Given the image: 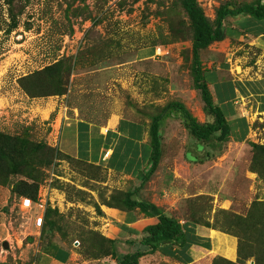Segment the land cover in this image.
<instances>
[{"label":"rangeland","instance_id":"374dc122","mask_svg":"<svg viewBox=\"0 0 264 264\" xmlns=\"http://www.w3.org/2000/svg\"><path fill=\"white\" fill-rule=\"evenodd\" d=\"M199 1L214 20L218 7L230 0ZM250 1L234 0L236 4ZM14 24L17 26L10 30ZM250 42L230 37L212 44L202 52L204 67L216 70L223 79H264V46L260 41ZM192 45L193 29L180 0H0V132L15 137L19 147L33 156L27 165L21 161L20 173L6 179L1 178L5 170L0 167V182L11 186L22 180L37 183V197H30L34 209L28 211L45 216L48 207L56 208L61 217L55 230L63 240L78 245L83 241L82 250L93 255L101 249L109 251L111 246H104L101 237L92 241V232L107 230L103 227L107 223L109 228L119 222L117 226L124 229L125 219L112 223L103 210L120 206L114 198L116 192L138 186L140 180L112 174L103 166L58 151L55 145L67 97H83L90 106L99 101L121 108L123 115L148 124L172 101L185 103L202 122L211 120L194 88ZM53 64L60 67L66 94L30 97L20 79ZM208 74L213 87V75ZM237 107L235 116L245 115L251 123L248 139L219 143L215 138L202 151L195 148L199 142L184 125L182 113L166 111L161 163L142 194L161 193L158 201L168 215L182 223L197 221L200 228L210 224L220 231L222 242L235 237L221 230L248 235L243 238V243L248 239V249L250 239H260L262 228L253 221L242 233L234 216L264 212L253 208L254 202L264 200V179L253 167L250 144H264V111L256 96L240 94ZM188 151L203 156L209 151L212 156L191 162L185 157ZM83 156L88 155L82 152ZM148 223L136 224L138 232L143 233ZM47 240L44 237V243ZM213 252L203 256L196 252L193 264H229L220 258L239 260L237 253L229 257L224 250L216 258L208 254ZM252 261L255 264L254 258L244 264ZM151 264L174 263L154 258Z\"/></svg>","mask_w":264,"mask_h":264},{"label":"trees","instance_id":"16d2710c","mask_svg":"<svg viewBox=\"0 0 264 264\" xmlns=\"http://www.w3.org/2000/svg\"><path fill=\"white\" fill-rule=\"evenodd\" d=\"M183 10L189 19L191 28L193 29V64L192 73L194 80V88L199 92L202 102L204 113L211 120L204 122L200 121L194 114L189 110L185 103L180 101H172L164 109L153 116L151 123L148 124L149 140L143 151L142 155L138 157L136 155L132 161H140L141 164H146V168H142L138 173L134 174L136 179L140 180L138 186H134L127 191H117L118 196L114 198L118 201L120 206L116 208L124 211L138 210L147 217H154L157 221L153 224H149L143 232V237L137 242L135 251L131 253L121 254L118 253L117 248L114 249L112 239L104 237L100 232H92V241L96 240L97 237H101L103 244L109 243L112 250L111 254L117 258L120 264H140V258L147 255L153 254L156 251L176 258L185 264L193 262L194 258L190 255L189 251L193 245L202 246L207 249H212V243L210 237H204L197 233L196 227H198L197 221L186 220L184 223L175 216L168 215L163 207L151 202L142 195L146 184L149 182L151 177L158 170L162 154H163V138H162V122L170 109L182 113L184 125L198 140L195 148L198 151H202L205 147L204 144L213 139H218L219 143L227 142L232 138L237 142H244L248 139L251 124L249 123L246 116H235V101L237 97V90L244 97L251 95L257 96L261 101V108L264 111V79H257L252 81H224L219 82L217 80V71L208 70L204 67L202 60V52L207 50L212 44L216 42L224 41L227 36V22L231 17H238L241 15H250L252 19L258 21L264 20V0H252V2H242L236 4L234 0L227 1L220 5L216 10L215 19L211 18L206 14L199 0H180ZM14 24L12 28L16 27ZM252 35L259 36L264 34V30L259 32L251 31ZM213 75V79L217 80L215 86V93L213 94L209 82V74ZM21 87L30 97H42L51 95H63L68 91L66 82H64L61 74L60 67L57 64L48 65L40 71L23 76L20 79ZM132 123V122H131ZM134 124V123H133ZM5 139V140H4ZM15 137L4 135L0 132V167L4 168L3 177L6 179L8 175H16L21 172V161L24 165H27L32 157L26 150H22L17 144ZM254 149L253 167L264 179V144H258L255 142L250 143ZM58 151L64 154L66 157L74 158L68 154ZM203 155H195L191 152H187L185 157L191 162H203L210 158L212 154L209 151ZM81 161V160H80ZM260 161V164H259ZM261 166L260 168L258 166ZM101 166V165H100ZM1 176V174H0ZM2 183V182H0ZM5 184V183H2ZM10 185V184H7ZM13 193L18 197H37L39 185L37 183H29L22 180L12 185ZM142 196L139 197V196ZM122 205L120 204V201ZM111 204V203H109ZM253 208H258V211L264 210V200L256 201L253 204ZM101 211V210H100ZM61 217L60 212L56 208L48 207L45 213V223L43 225V233L47 235L50 240L53 238V232L59 224V218ZM235 226L242 227V233L248 231V225H251L253 221H256L255 225L262 228V233L259 240L250 239L252 242L251 248H246L248 244V235L243 236L237 234L234 231H222L231 236L238 237V262L227 260L229 264H244L248 258H254L255 264H264V212L257 214L253 211L249 215H235ZM211 227L210 224L206 225ZM55 227V228H54ZM214 228V227H211ZM54 229V230H53ZM83 238V237H82ZM242 241V244H241ZM51 242V241H50ZM49 242V245L51 243ZM85 244L81 241V245ZM115 244V242H114ZM100 244L99 246H101ZM108 250H99L98 255L91 254L90 251H83L85 255H93L94 257L103 256ZM185 254V258L181 259L180 253ZM222 257V256H217Z\"/></svg>","mask_w":264,"mask_h":264},{"label":"crops","instance_id":"0c3cea01","mask_svg":"<svg viewBox=\"0 0 264 264\" xmlns=\"http://www.w3.org/2000/svg\"><path fill=\"white\" fill-rule=\"evenodd\" d=\"M261 30H264V20H254L250 15L231 17L227 22L228 36L226 40L230 37H235L251 42L260 41L264 46V34L256 37L251 33V31L259 32ZM217 80L219 82L230 80L244 82L252 81L253 79L246 78L242 80L240 77L223 79L218 74ZM217 80H213V87L209 82L213 94L215 93ZM240 94L237 90L235 110L238 108L237 103L239 102ZM67 98L68 101L63 108V118L60 122L55 146L61 152L83 162L101 165L112 174H120L123 177L136 179L134 174L132 176L130 173H136L139 171L138 169L146 168V166L144 164L140 165L141 158L139 159L140 161L132 160H134L136 155L139 157L145 151L144 149L149 140L148 123L129 118L128 115L122 114L121 108L105 106L99 101L92 103L90 106V103L83 97L74 98L69 95ZM85 105H89L88 108ZM82 152L88 156L82 157ZM120 158L121 160L117 162ZM129 166L132 169L128 170ZM115 169H118V171H115ZM129 171L130 173H128ZM145 196L151 202L164 207L160 203L161 193L153 196L151 192H147ZM24 209L22 198L13 193V187L0 183V264H120L119 260L110 251L97 258L91 254L85 255L82 253V248L85 244L82 243L81 245V241H79V245L77 243L72 244L63 240L59 230H55L53 238L44 243V237L47 238L48 233L44 234L42 228L36 225L38 215L34 213L33 215L32 211L28 210H26V213ZM20 211H22V215ZM103 214H105L104 217L106 219L112 218V223L118 219L120 220V218L125 219L122 222L124 229L117 226L119 222L115 227L110 226L109 228L107 226L108 223L105 224L103 226L107 228L105 231L98 229L104 237L117 240L115 247L112 248H117L118 253L121 254L134 252L137 242L143 237V233L138 232L140 229L136 227V224L140 225L141 222H150L146 225L148 226L154 223L151 220L157 221L156 218L147 217L138 210L124 211L122 209L119 210V208L106 207V211L103 210ZM198 227L197 233L199 235L211 238L212 249L193 245L189 253L194 260L190 264L197 261L196 254L200 252H203V256L205 252L214 250L213 253L208 254H215L216 257L224 250H226L224 253L229 257L237 253L236 246L238 241H235L237 240L236 237L233 241H230L227 237L225 242H222L218 235L220 231L217 229ZM224 234L227 236V233ZM125 237H127L126 240ZM5 242L8 243V247L5 246ZM49 242L51 245H49ZM216 242L217 245L215 244ZM108 244L106 243V246ZM213 246L221 247V249L215 250ZM112 248L110 249L111 251H113ZM179 256H181V259L185 258V254L182 252ZM154 258L170 261L174 264H185L160 251L141 257L139 263L151 264Z\"/></svg>","mask_w":264,"mask_h":264},{"label":"built area","instance_id":"2783aa9c","mask_svg":"<svg viewBox=\"0 0 264 264\" xmlns=\"http://www.w3.org/2000/svg\"><path fill=\"white\" fill-rule=\"evenodd\" d=\"M38 205H40V204H38ZM42 205V204H41ZM43 206V205H42ZM23 207L25 208H32L33 207V202H32V200L31 199H29V198H25V199H23ZM45 207V206H44ZM44 224V215L43 214H40V215H38L37 216V218H36V225L38 226V227H41L42 225Z\"/></svg>","mask_w":264,"mask_h":264},{"label":"clouds","instance_id":"9594fccd","mask_svg":"<svg viewBox=\"0 0 264 264\" xmlns=\"http://www.w3.org/2000/svg\"><path fill=\"white\" fill-rule=\"evenodd\" d=\"M25 198H29V199L32 200V202H33V207H32L31 209L33 210V209H34V205H35V201H34L32 198H30V197H22V206H23V199H25ZM23 208H24V207H23ZM29 209H30V208H26V207H25L24 210L26 211V210H29ZM32 213H34V214H36V215H40V214H37L35 211H32ZM43 215H44V214H43ZM44 223H45V216H44ZM43 225H44V224H43ZM43 225H42V226H43Z\"/></svg>","mask_w":264,"mask_h":264},{"label":"water","instance_id":"95a60500","mask_svg":"<svg viewBox=\"0 0 264 264\" xmlns=\"http://www.w3.org/2000/svg\"><path fill=\"white\" fill-rule=\"evenodd\" d=\"M4 244H5V246H6V247H8V243H7V242H5ZM252 264H254V262H253V261H252Z\"/></svg>","mask_w":264,"mask_h":264}]
</instances>
